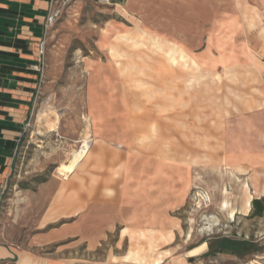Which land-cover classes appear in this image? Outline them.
I'll return each mask as SVG.
<instances>
[{
  "label": "rangeland",
  "instance_id": "rangeland-1",
  "mask_svg": "<svg viewBox=\"0 0 264 264\" xmlns=\"http://www.w3.org/2000/svg\"><path fill=\"white\" fill-rule=\"evenodd\" d=\"M252 11L245 0H72L47 33L41 88L5 176L0 239L31 242L46 195L87 155L85 136L93 143L96 110L112 114L102 118L115 122L116 146L196 163L177 255L207 241L193 264H264V214L252 215L264 174L224 178L227 131H243L237 114L264 95L251 62L264 58ZM231 207L240 210L231 216ZM211 244L226 250L210 252ZM114 247L110 237L95 256Z\"/></svg>",
  "mask_w": 264,
  "mask_h": 264
},
{
  "label": "crops",
  "instance_id": "crops-1",
  "mask_svg": "<svg viewBox=\"0 0 264 264\" xmlns=\"http://www.w3.org/2000/svg\"><path fill=\"white\" fill-rule=\"evenodd\" d=\"M245 1L257 24L253 34L264 37V0ZM49 7L50 0H0V202L43 81L39 45ZM257 44L264 53V41ZM251 62L264 84V58ZM105 115L112 114L91 111V149L46 195L31 242L24 246L0 239V264H193L209 252L207 241L182 255L175 247L180 211L197 183L196 163L116 146L115 122ZM237 116H244V130L228 129L226 135L224 178L233 181L251 179L255 171L264 174V126L254 123L264 117V95ZM110 237L115 247L97 258ZM125 243L129 247L122 252Z\"/></svg>",
  "mask_w": 264,
  "mask_h": 264
},
{
  "label": "built area",
  "instance_id": "built-area-1",
  "mask_svg": "<svg viewBox=\"0 0 264 264\" xmlns=\"http://www.w3.org/2000/svg\"><path fill=\"white\" fill-rule=\"evenodd\" d=\"M72 0H50L49 13L45 24V38L40 42L39 51L44 62V55L46 49V38L49 29L56 23V21L63 15L64 11L68 8ZM102 4H112L114 0H92ZM6 187L3 188V195Z\"/></svg>",
  "mask_w": 264,
  "mask_h": 264
},
{
  "label": "trees",
  "instance_id": "trees-1",
  "mask_svg": "<svg viewBox=\"0 0 264 264\" xmlns=\"http://www.w3.org/2000/svg\"><path fill=\"white\" fill-rule=\"evenodd\" d=\"M264 214V197L263 198H257L253 200V216H263ZM225 239V238H223ZM224 241V240H223ZM222 241V242H223ZM226 249L222 247L221 249L215 248L213 244L210 245V252H224Z\"/></svg>",
  "mask_w": 264,
  "mask_h": 264
},
{
  "label": "bare ground",
  "instance_id": "bare-ground-1",
  "mask_svg": "<svg viewBox=\"0 0 264 264\" xmlns=\"http://www.w3.org/2000/svg\"><path fill=\"white\" fill-rule=\"evenodd\" d=\"M50 103V102H49ZM49 112V111H48ZM48 115V114H46ZM53 115V114H52ZM40 116V115H39ZM41 117V116H40ZM52 117V116H51ZM44 118V117H43ZM40 119V118H39ZM90 121V120H89ZM45 122V121H44ZM92 146V139L90 138L89 135L85 136V138L82 140V152L83 154H86L89 152V150L91 149ZM215 186V185H214ZM201 191V190H200ZM212 196V195H211ZM206 198V197H205ZM235 211L233 210L231 212V216H234Z\"/></svg>",
  "mask_w": 264,
  "mask_h": 264
}]
</instances>
